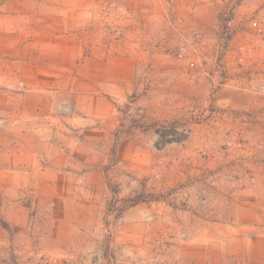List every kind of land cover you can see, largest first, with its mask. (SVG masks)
I'll return each instance as SVG.
<instances>
[{"label":"rangeland","instance_id":"obj_1","mask_svg":"<svg viewBox=\"0 0 264 264\" xmlns=\"http://www.w3.org/2000/svg\"><path fill=\"white\" fill-rule=\"evenodd\" d=\"M0 264H264V0H0Z\"/></svg>","mask_w":264,"mask_h":264}]
</instances>
